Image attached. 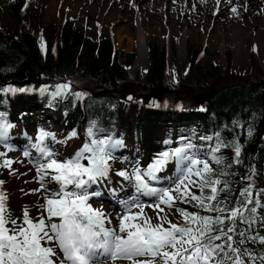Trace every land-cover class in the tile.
<instances>
[{
	"label": "snow or ice",
	"instance_id": "6c2138e0",
	"mask_svg": "<svg viewBox=\"0 0 264 264\" xmlns=\"http://www.w3.org/2000/svg\"><path fill=\"white\" fill-rule=\"evenodd\" d=\"M231 11L236 13L237 8L233 6ZM32 91L48 94L53 99L69 94L77 98L83 95L72 93L70 83L45 85L39 89L0 87L4 95ZM13 127L6 113L0 112V144L9 151L14 150L7 143ZM247 134L252 135L251 129ZM76 135L73 131L67 139ZM87 137L71 157H65L47 141L49 138L57 143L66 141H56L53 133L42 129L35 143L29 146L36 155L24 150L23 155L30 158L36 172L35 181L39 184L31 192L42 196L37 216H32L25 207L22 219H14L7 208V194L2 190L4 181H0V264H117L118 261L128 264H264V251L257 254L246 246L250 242L264 245V235L253 234L258 219L264 224V217L258 215V209L264 208L259 198L261 193L253 195L255 169L250 170L251 175L241 177L248 182L247 186L239 190L235 201L231 200L232 182L225 177L234 173L217 172L212 167V163L224 164L223 157L217 153L228 146L219 140V134L218 143L204 157L191 140L181 137L179 146L157 153L146 167L136 161L130 168L117 171L115 175L126 181L133 191L118 199L122 211L113 213L94 207L92 201L103 195L102 188H107L113 197L124 191V184L111 187L110 176L112 161L117 159L114 151L122 147L123 142L109 135L99 136L94 126L88 129ZM200 139L211 140L212 137ZM170 143L165 141V144ZM233 148V163H242V145L238 140L233 142ZM7 156V152L0 151V168L15 174L12 169L15 161ZM173 162L174 175H162ZM162 181L167 186H156ZM222 193L227 195L222 198ZM179 204H189L198 211H189ZM146 210H151L152 214ZM176 214L179 220L171 218ZM241 225L246 227L241 228Z\"/></svg>",
	"mask_w": 264,
	"mask_h": 264
},
{
	"label": "trees",
	"instance_id": "16d2710c",
	"mask_svg": "<svg viewBox=\"0 0 264 264\" xmlns=\"http://www.w3.org/2000/svg\"><path fill=\"white\" fill-rule=\"evenodd\" d=\"M21 5L22 0H6L15 24ZM38 14L31 15L39 21ZM30 27L31 24L27 27L18 25L9 30L0 26V87L39 89L45 85L69 83L67 80L77 74L88 78L92 85L85 88L71 86L72 93L83 94L81 98L69 94L53 99L38 91L0 97V112L6 113L10 123L25 128L30 126L31 114L38 108L28 110L25 106L33 103L51 109L63 126L59 130L64 139L75 131L77 135L72 139L81 146L88 138V129L93 126L98 135L113 136L118 132L133 141L145 142L151 149L157 147L158 142L153 137L160 130L166 138L175 135L177 139L194 131L200 145L207 146L208 151L218 143L219 134V140L228 146L217 153L223 157L224 164L213 168L217 172L234 173L225 177L232 182L230 199L235 201L239 190L247 186L248 182L241 177L251 175L250 170L255 169L253 195L261 193L259 198L264 203V77L254 75L241 80L220 81L216 62L212 60L199 66L200 49L188 44L185 72H190L192 87L207 93V98L199 101L196 95L187 98L186 93L181 92L183 87L180 88L179 82V92L164 89L167 47L156 37L145 41L147 67L144 73L140 76L137 72L130 78L117 59L114 40L108 33H86L85 27L71 16L50 26L48 36L35 37ZM44 29L42 26L41 33ZM134 55L133 51L126 52L124 61H130ZM7 79L13 80L8 83L9 80L5 82ZM51 90L54 91V87ZM249 129L251 136L247 134ZM200 137L212 139L201 140ZM237 140L242 145L240 164L233 163V142ZM3 173L4 168H0V179L6 181ZM225 195L222 193L221 197ZM187 205L191 211H198ZM258 215L264 217V208L258 209ZM244 227L246 225H241ZM256 232L264 235V224L259 219L253 228V234ZM246 246L257 254L264 251V245L260 243L250 242Z\"/></svg>",
	"mask_w": 264,
	"mask_h": 264
},
{
	"label": "rangeland",
	"instance_id": "374dc122",
	"mask_svg": "<svg viewBox=\"0 0 264 264\" xmlns=\"http://www.w3.org/2000/svg\"><path fill=\"white\" fill-rule=\"evenodd\" d=\"M249 1L232 0V3L229 4L228 0H220L219 5L217 0H181L177 3L175 1L168 2L164 6L160 3L163 9L162 16L158 14L156 16V10L152 9L153 12H150L149 9L146 10V15L138 21L136 9L131 0H22V5L19 8V20L15 24V20L6 6V0H0V26L3 29L11 30L18 25L27 27L31 24L30 31L33 36L39 37L41 34L48 36L50 26H55L65 17L71 16L76 23L85 27L86 33H108L113 38L114 46L117 49V59L126 68L130 78L137 72L140 76L144 73L147 67L145 41L148 38L156 37L159 43L167 47L164 89L170 88L169 91L179 92L177 89L179 82L180 88L183 87L181 92H185L187 98L196 95V98L202 101L207 98V93L205 90L191 86L190 72L187 75L184 74L185 52L188 44L200 49L197 58L199 66L212 60L216 62L219 69L218 80L220 81L241 80L254 75L264 77V2L258 9H253L249 8ZM233 6L237 8L236 13L231 11ZM36 12L39 13V21L31 15ZM42 26L45 27L44 33H41ZM139 28L144 37L142 47H138L136 44ZM233 28L240 31L239 38L236 39L239 40L237 46L232 43L233 38L230 35V29ZM127 35L133 38V43L130 46L126 44ZM182 37H184L183 41ZM129 51H133L135 55L130 61L125 62L124 54ZM67 81L76 88L92 85L88 78L80 74ZM136 90L140 89L136 88ZM4 96L0 93V97ZM25 107L28 110L38 108L31 114V125L27 128L18 125L10 130V139L15 137L23 145V148L8 151L3 144L2 148L0 147V151L7 152V158L15 161L12 164L15 174L4 168L3 174L6 176V181L2 185V190L7 194V208L14 219H22L25 207L29 209L32 216H37V206L42 203L41 194L31 192L32 189L39 187L35 181V168L30 163V158L23 155L25 149L32 151L33 156L36 155L35 150L30 149L29 145L35 143L39 131L43 129L53 133L56 141H66V143H57L50 138L47 141L50 147L58 150L65 157H71L81 147V144L79 145L77 142L76 144L74 139L64 140V134L59 130L63 126L51 109L33 103H28ZM99 136L103 137L102 134ZM174 136L166 138L160 130L153 137L158 142L157 147L151 149L145 142L133 141L131 137L115 132L112 136L113 139L121 140L123 146L114 151L117 159L112 161L111 187H119L120 184L128 186L126 181L115 175L117 171L130 168L136 161H139L142 167H146L157 153L179 146L180 138L177 139ZM182 137L191 140L202 157L208 154L207 146L200 145L199 138L194 131L187 132ZM165 141H171V143L165 144ZM214 165L216 164L212 163V167ZM175 169L176 166L173 162L168 165L162 175L172 176ZM0 181L3 180L0 179ZM156 186H167V184L160 183ZM50 187H55V185ZM125 197L122 196L120 199ZM93 205H95L94 207H103L108 213L122 211L118 201L111 199L98 201ZM178 206L191 211L187 204ZM146 211L152 214L151 210ZM171 218L173 220L180 219L179 214ZM117 264H128V262L118 261Z\"/></svg>",
	"mask_w": 264,
	"mask_h": 264
},
{
	"label": "bare ground",
	"instance_id": "6f19581e",
	"mask_svg": "<svg viewBox=\"0 0 264 264\" xmlns=\"http://www.w3.org/2000/svg\"><path fill=\"white\" fill-rule=\"evenodd\" d=\"M158 0H131V3L132 5L135 6V9H136V12H137V15H136V18L137 20L139 21L140 18H142V16H145L146 15V10L148 11L150 9V12H153V10H156V16L157 14L159 16H162V6H164L165 4L167 5L168 2H181V0H159V2L157 3ZM162 1V2H161ZM183 1V0H182ZM157 3L155 5H150L149 3ZM262 2H264V0H250L249 1V8H253V9H258V7L262 6ZM161 3V5H160ZM169 7V6H168ZM240 31L238 29H230V35L232 36L233 38V44L237 46L238 44V41L236 39L239 38V33ZM143 34H142V31L141 29L139 28L138 30V34H137V38H136V44L138 47H142V43H143ZM184 37H182V41H183ZM133 43V38L132 36L130 35H127L126 36V44L127 45H131ZM11 81V80H10ZM8 81V82H10ZM122 197V196H121ZM112 201H117V200H114V199H111ZM118 205V204H117Z\"/></svg>",
	"mask_w": 264,
	"mask_h": 264
}]
</instances>
